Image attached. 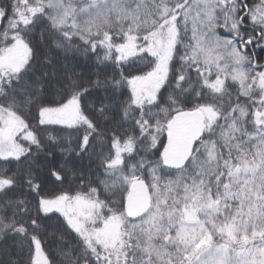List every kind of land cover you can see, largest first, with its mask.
I'll list each match as a JSON object with an SVG mask.
<instances>
[{
	"label": "trees",
	"instance_id": "obj_1",
	"mask_svg": "<svg viewBox=\"0 0 264 264\" xmlns=\"http://www.w3.org/2000/svg\"><path fill=\"white\" fill-rule=\"evenodd\" d=\"M194 1L74 0L78 24L60 25L49 4L54 0H0V52L16 39L29 50L18 70L0 72V129L11 113L28 134L17 140V156L0 150V264H101V251L63 214L44 209L45 201L60 198L87 199L97 207V225L121 217L124 229L159 208L161 231L135 233L125 248L126 264H142L147 239L155 264L188 263L179 248L168 247L176 253L172 260L171 251H163L166 214L177 227L192 197L204 194L219 203L234 169L264 139V0L216 3L210 10L212 31L204 40L214 36L244 57L245 85L232 57L223 56L218 68L196 56L203 31L189 18ZM172 16L173 39L165 29L155 36ZM161 43L173 46L164 82L153 97L137 101L132 81L157 70ZM73 101L79 122L44 121L45 110ZM193 110L215 115L206 118L185 168H166L161 154L168 125L176 114ZM138 179L153 203L147 215L131 221L125 201Z\"/></svg>",
	"mask_w": 264,
	"mask_h": 264
},
{
	"label": "rangeland",
	"instance_id": "obj_2",
	"mask_svg": "<svg viewBox=\"0 0 264 264\" xmlns=\"http://www.w3.org/2000/svg\"><path fill=\"white\" fill-rule=\"evenodd\" d=\"M232 1L195 0L189 18L198 22L197 26L203 31L202 37L199 36L200 40L195 45L196 56L201 60L203 58L206 61L211 60L218 68H222L223 56L232 57L234 64L237 65L234 67L236 78L240 84L245 85L247 77L242 68L244 57L238 52H229L227 42L220 43L219 39H214V36L208 41L204 40L206 33L212 31L209 24L213 17L210 13L211 6L222 3L226 7ZM49 4L60 25L78 24L81 17L77 8L78 2L54 0ZM140 4L142 6L143 2ZM148 11L151 14L153 12L152 9ZM175 18L172 16L167 20L158 31L154 32L155 36H159L165 29L167 37L173 39L177 30ZM164 45L159 44L161 59L157 70L146 78L132 81L137 101L153 97L164 82L173 49V46ZM28 54L29 50L22 39L13 40L8 48L0 52V72L18 70L26 61ZM259 85L262 87L261 84ZM203 113L206 118H213L215 115L209 110H204ZM42 115L45 122L59 125H73L82 119L79 107L74 101L64 107L45 110ZM8 116L9 122L15 121L17 127L11 139L4 141L3 136L8 130L9 122L3 124L0 129V150L6 152V157H13L20 152L17 150V140L26 138L28 134L13 114L8 113ZM96 208L94 203L84 198L74 200L60 198L44 202L46 211L63 214L83 237L94 244L96 250L101 251L103 255L101 264H126L125 248L132 245V240L136 238L135 233L144 235L150 231L153 233L161 231L159 208L145 220L126 229L121 217H112L97 225ZM166 216L170 224L163 229L162 240L167 245L165 246L167 249L163 248V251L165 254L171 251V260L176 258V253L173 254L169 246L184 252L188 259L187 264H264V139L258 140L255 144L253 156L250 159H243L241 165L234 169L231 181L227 184L219 203L214 202L211 197L206 198L204 194L203 197H192L190 210L176 220L177 227L172 222L171 212ZM143 248L147 258L143 259L142 264H155L153 243L147 239ZM38 252L41 258L42 253L40 250Z\"/></svg>",
	"mask_w": 264,
	"mask_h": 264
},
{
	"label": "water",
	"instance_id": "obj_3",
	"mask_svg": "<svg viewBox=\"0 0 264 264\" xmlns=\"http://www.w3.org/2000/svg\"><path fill=\"white\" fill-rule=\"evenodd\" d=\"M2 17L0 14V26ZM247 41L246 47L259 41ZM16 128V122L8 123V130L4 134V141L11 139ZM205 128L204 113L199 110L185 111L176 114L167 129V143L162 151L161 159L166 168L181 170L188 164L195 147L201 140ZM152 196L146 182L136 180L125 201V215L127 219L136 221L144 217L152 208Z\"/></svg>",
	"mask_w": 264,
	"mask_h": 264
},
{
	"label": "flooded vegetation",
	"instance_id": "obj_4",
	"mask_svg": "<svg viewBox=\"0 0 264 264\" xmlns=\"http://www.w3.org/2000/svg\"><path fill=\"white\" fill-rule=\"evenodd\" d=\"M243 2H244V0H243ZM1 26H2V23H1ZM1 26H0V27H1ZM254 41H255V40H254ZM251 46H252V45H251ZM254 67H255V68H261V67H263V65H262V66H257V65H255ZM204 117H205V124H206V116H205V114H204ZM204 129H205V128H204Z\"/></svg>",
	"mask_w": 264,
	"mask_h": 264
}]
</instances>
